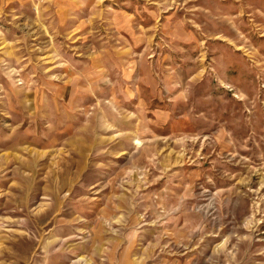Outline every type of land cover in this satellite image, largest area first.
Instances as JSON below:
<instances>
[{
    "label": "rangeland",
    "instance_id": "obj_1",
    "mask_svg": "<svg viewBox=\"0 0 264 264\" xmlns=\"http://www.w3.org/2000/svg\"><path fill=\"white\" fill-rule=\"evenodd\" d=\"M0 264H264V0H0Z\"/></svg>",
    "mask_w": 264,
    "mask_h": 264
}]
</instances>
